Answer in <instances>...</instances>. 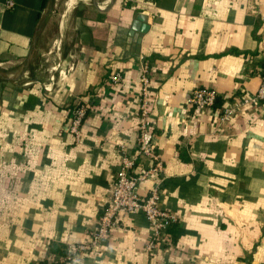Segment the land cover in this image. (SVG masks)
Masks as SVG:
<instances>
[{
    "label": "crops",
    "instance_id": "obj_1",
    "mask_svg": "<svg viewBox=\"0 0 264 264\" xmlns=\"http://www.w3.org/2000/svg\"><path fill=\"white\" fill-rule=\"evenodd\" d=\"M60 1L0 0V264H49L87 239L123 153L137 150L144 62L163 170L138 191L157 188L177 215L173 246L147 255L143 215L119 213L101 257L69 264H264V108L218 126L211 111L185 105L196 88L257 89L264 0H75L52 30ZM140 15L148 29L132 38ZM71 61L66 79L49 82L51 67ZM80 102L76 141L70 112ZM148 165L139 157L136 170Z\"/></svg>",
    "mask_w": 264,
    "mask_h": 264
},
{
    "label": "built area",
    "instance_id": "obj_2",
    "mask_svg": "<svg viewBox=\"0 0 264 264\" xmlns=\"http://www.w3.org/2000/svg\"><path fill=\"white\" fill-rule=\"evenodd\" d=\"M7 7L13 8V3H8ZM53 49L60 57V44L58 42L54 41ZM70 58L73 59L74 57L71 56ZM73 68L72 61L66 67L54 65L51 67L53 74L50 75L49 82L52 83L55 79L56 82L66 79ZM108 80L113 87L122 83L121 74L117 71L110 73ZM138 85L140 92L136 111L138 119L136 153H123L111 198L107 207L98 215L95 227L87 232V239L80 243H67L61 247L62 254L49 259V264H69L85 257L93 260L100 258L113 229L117 225L119 213L143 215L151 231L145 245L147 255L154 256L159 250L170 249L173 246L171 230L177 222V215L160 206V195L157 188L151 190L149 195L145 197H142L138 191L142 182L163 170L160 157L155 151L154 135L149 119L152 100L149 95L150 68L147 62L141 65ZM44 87L47 88L45 85ZM185 105L199 111L205 109L211 111L218 126L227 123L241 111L253 109L260 112L264 108V73L260 79V84L252 93L236 91L221 94L215 89L196 88L186 99ZM87 111L88 106L83 102L71 109L69 132L76 141L81 138V125ZM139 157H145L150 165L137 171L136 164Z\"/></svg>",
    "mask_w": 264,
    "mask_h": 264
},
{
    "label": "water",
    "instance_id": "obj_3",
    "mask_svg": "<svg viewBox=\"0 0 264 264\" xmlns=\"http://www.w3.org/2000/svg\"><path fill=\"white\" fill-rule=\"evenodd\" d=\"M148 26L146 25V17L143 15H140L137 20L135 21L129 36L134 38L136 34L140 35L147 31ZM139 38V37H138Z\"/></svg>",
    "mask_w": 264,
    "mask_h": 264
},
{
    "label": "rangeland",
    "instance_id": "obj_4",
    "mask_svg": "<svg viewBox=\"0 0 264 264\" xmlns=\"http://www.w3.org/2000/svg\"><path fill=\"white\" fill-rule=\"evenodd\" d=\"M64 2H65V0L60 1L59 6L57 7L55 17L53 20V24H52V28H51L52 30L56 29L58 21L61 20L60 17L62 16V14L64 13L63 11L65 10ZM55 38H56V40H55ZM57 40H58V35H55L54 37H52V39L50 41V45H52L54 43V41L57 42Z\"/></svg>",
    "mask_w": 264,
    "mask_h": 264
},
{
    "label": "bare ground",
    "instance_id": "obj_5",
    "mask_svg": "<svg viewBox=\"0 0 264 264\" xmlns=\"http://www.w3.org/2000/svg\"><path fill=\"white\" fill-rule=\"evenodd\" d=\"M75 3V0H69L67 3H66V6H65V11H63V12H65V14L66 13H68L71 9H72V7H73V4ZM72 15H73V13H72ZM61 18V17H60ZM61 23V22H60ZM59 34V33H58ZM55 40H56V38H55ZM74 57V56H73ZM9 70V69H8ZM48 72V71H47ZM9 76V75H8ZM62 82V81H61ZM48 84V83H47Z\"/></svg>",
    "mask_w": 264,
    "mask_h": 264
}]
</instances>
